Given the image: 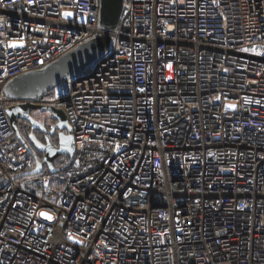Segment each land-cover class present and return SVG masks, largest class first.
I'll use <instances>...</instances> for the list:
<instances>
[{
	"label": "built area",
	"instance_id": "2783aa9c",
	"mask_svg": "<svg viewBox=\"0 0 264 264\" xmlns=\"http://www.w3.org/2000/svg\"><path fill=\"white\" fill-rule=\"evenodd\" d=\"M99 0H0V264H264V0H123L62 95L5 85L99 37ZM63 111L56 173L7 111ZM21 128L28 123L20 120Z\"/></svg>",
	"mask_w": 264,
	"mask_h": 264
},
{
	"label": "water",
	"instance_id": "95a60500",
	"mask_svg": "<svg viewBox=\"0 0 264 264\" xmlns=\"http://www.w3.org/2000/svg\"><path fill=\"white\" fill-rule=\"evenodd\" d=\"M122 4L123 0H99V26L102 34L79 45L44 69L25 73L8 82L4 87V93L7 98L18 101H30L47 94L66 79L81 74L85 68L89 67L107 51L109 45L108 34L112 33L118 25ZM34 111H45L50 114L51 118L56 122L50 131H47L43 124L31 116ZM7 115L16 137L22 142L23 140L16 125L17 121L24 120L31 126L28 140L38 153L43 154V161L39 162L36 160L35 168L24 174V176L36 175L43 170L44 166L50 173H56L58 170L54 168V160L59 156L72 157L73 137L63 111L50 106L24 103L10 107ZM36 130L45 133V143L40 142L36 138L34 134ZM55 132H57V147L53 146L47 138V136L54 135Z\"/></svg>",
	"mask_w": 264,
	"mask_h": 264
},
{
	"label": "flooded vegetation",
	"instance_id": "af4514ba",
	"mask_svg": "<svg viewBox=\"0 0 264 264\" xmlns=\"http://www.w3.org/2000/svg\"><path fill=\"white\" fill-rule=\"evenodd\" d=\"M35 112V111H34ZM45 112V111H44ZM47 114H48V117H49V123L47 124V123H44V122H40V121H38V122H40L41 124H43L44 125V127H45V129L47 130V131H50V129L54 126V124L56 123L52 118H51V116H50V114L48 113V112H46ZM31 116L34 118V116H33V112L31 113ZM35 119V118H34ZM36 120V119H35ZM16 125H17V129H18V132H19V135H20V137L22 138V139H24V135L27 133V135H29L30 134V132H31V126L30 125H28V128L27 129H23V128H21V123H20V120H18L17 121V123H16ZM34 134H35V136H36V138L40 141V142H42V143H45V133H43V132H41V131H34ZM47 138H48V140H49V142L53 145V146H55V147H57V145H58V140H57V132H55V134L54 135H52V136H47ZM61 159H64L65 157L64 156H59Z\"/></svg>",
	"mask_w": 264,
	"mask_h": 264
},
{
	"label": "rangeland",
	"instance_id": "374dc122",
	"mask_svg": "<svg viewBox=\"0 0 264 264\" xmlns=\"http://www.w3.org/2000/svg\"><path fill=\"white\" fill-rule=\"evenodd\" d=\"M56 92L58 96L62 95V90H61V86L56 88ZM33 116L36 120L40 121V122H44V123H49V117L48 114L44 111H35L33 112Z\"/></svg>",
	"mask_w": 264,
	"mask_h": 264
},
{
	"label": "trees",
	"instance_id": "16d2710c",
	"mask_svg": "<svg viewBox=\"0 0 264 264\" xmlns=\"http://www.w3.org/2000/svg\"><path fill=\"white\" fill-rule=\"evenodd\" d=\"M59 86H62V85H59ZM59 86H57V87H59ZM57 87H56V88H57ZM56 88L50 90V91L47 93V96H46V97H48V98H50V97H55V95L57 94V92H56Z\"/></svg>",
	"mask_w": 264,
	"mask_h": 264
}]
</instances>
